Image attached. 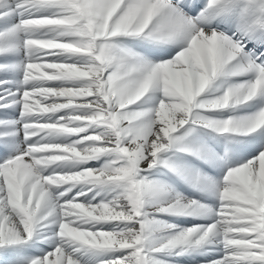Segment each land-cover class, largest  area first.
<instances>
[{
	"label": "snow or ice",
	"instance_id": "snow-or-ice-1",
	"mask_svg": "<svg viewBox=\"0 0 264 264\" xmlns=\"http://www.w3.org/2000/svg\"><path fill=\"white\" fill-rule=\"evenodd\" d=\"M0 264H264V0H0Z\"/></svg>",
	"mask_w": 264,
	"mask_h": 264
}]
</instances>
